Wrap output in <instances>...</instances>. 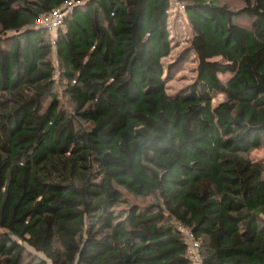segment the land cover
Masks as SVG:
<instances>
[{"label": "trees", "instance_id": "1", "mask_svg": "<svg viewBox=\"0 0 264 264\" xmlns=\"http://www.w3.org/2000/svg\"><path fill=\"white\" fill-rule=\"evenodd\" d=\"M65 1L0 0V264H192L176 221L204 264H264V0L183 4L196 76L176 96L171 0L36 25Z\"/></svg>", "mask_w": 264, "mask_h": 264}, {"label": "rangeland", "instance_id": "2", "mask_svg": "<svg viewBox=\"0 0 264 264\" xmlns=\"http://www.w3.org/2000/svg\"><path fill=\"white\" fill-rule=\"evenodd\" d=\"M171 8L169 10L168 25L171 38V51L168 56L163 58V66L165 70V82L167 92L176 96L184 92L189 84L192 83L196 76V59L189 51L190 41L192 37L191 27L185 17L182 5L192 0H171ZM218 4H226L230 9L236 10L243 6V0H216ZM242 25H248L244 19H237ZM185 55V56H184ZM184 56V57H183ZM230 75H219L220 79L226 80ZM58 98L63 107L71 109V103L66 93L63 91L64 85L58 87ZM223 99V95L219 94L213 99V104H217ZM250 157L254 161L264 163V146L258 150L252 151ZM130 202L139 206L154 203L151 197H136L127 195Z\"/></svg>", "mask_w": 264, "mask_h": 264}, {"label": "built area", "instance_id": "3", "mask_svg": "<svg viewBox=\"0 0 264 264\" xmlns=\"http://www.w3.org/2000/svg\"><path fill=\"white\" fill-rule=\"evenodd\" d=\"M83 1L84 0H66L62 7L53 9L49 13L41 15L36 20V25L44 27L50 33L54 34L58 27L61 26L66 16V13L70 11L73 7L81 5ZM182 8H184L183 5ZM175 227L183 236L187 244V255L191 260L192 264H204L202 259L200 242L195 238L192 230L180 221L175 222Z\"/></svg>", "mask_w": 264, "mask_h": 264}]
</instances>
